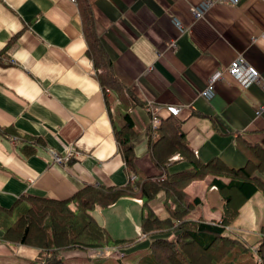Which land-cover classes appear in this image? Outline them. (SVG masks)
Returning a JSON list of instances; mask_svg holds the SVG:
<instances>
[{"label":"crops","instance_id":"0c3cea01","mask_svg":"<svg viewBox=\"0 0 264 264\" xmlns=\"http://www.w3.org/2000/svg\"><path fill=\"white\" fill-rule=\"evenodd\" d=\"M88 1L115 74L140 100L131 110L140 172L161 174L150 156L147 129L153 115L159 122L174 116L200 160L251 165L249 176L264 180V0ZM206 1L211 3L204 15L195 16L191 9ZM237 56L260 74L245 88L226 70ZM95 71L77 0H0V206L8 208L24 195L64 199L86 184L122 186L134 179L113 129V121H123V108L112 102L108 110ZM210 76L217 77L215 91L205 97L201 89ZM151 105H158L156 114ZM168 106L180 108L171 113ZM189 165L175 151L168 170ZM213 176L185 187L200 198L189 218L221 219L223 197ZM164 197L159 191L149 201L163 217ZM141 202L125 195L92 214L113 237L133 236L140 231ZM262 223L264 194L257 189L224 233L264 249ZM2 233L0 228V264H26L38 256V247L2 239ZM155 236L127 248H100L106 255L119 253L109 257L110 264H120L114 260L119 256L124 264H138L134 253ZM94 249L99 248L60 254L66 264H93L102 257L91 255Z\"/></svg>","mask_w":264,"mask_h":264},{"label":"trees","instance_id":"16d2710c","mask_svg":"<svg viewBox=\"0 0 264 264\" xmlns=\"http://www.w3.org/2000/svg\"><path fill=\"white\" fill-rule=\"evenodd\" d=\"M77 1L88 51L107 108L110 111L112 102L123 108L122 123L117 125L113 121L114 135L127 172L137 177H130L122 186L86 184L64 199L20 196L12 206H0L2 239L39 248L38 256L26 264H66L60 254L63 249L88 250L103 246L121 249L154 234L156 236L151 239L147 249L134 253L138 264H264V249L253 250L238 238L224 233L244 199L257 189L264 194V180L249 176L253 169L251 165L234 168L217 158L206 162L200 160L189 146L180 128V120L174 116L167 118L166 122L160 119L154 127L149 124L147 137L150 156L162 172L158 175L142 174L135 161L134 138L138 128L131 114L134 103L140 100L115 74L113 60L96 30L89 1ZM163 142L168 143L167 149L163 148ZM175 151L190 165L171 172L168 162ZM209 174L214 175L213 181L223 197L221 219L189 218L187 214L200 202V198L191 197L185 187L192 180ZM223 177H229V181L225 182ZM159 191L165 193L164 217L155 213L149 203ZM125 195L142 198L140 231L133 236L113 237L105 226L96 221L92 210L108 206ZM260 233L261 240H264V223L260 226ZM98 256L102 257L95 259L93 264H110L109 257L118 255L102 253ZM119 258L115 257L114 260L124 264Z\"/></svg>","mask_w":264,"mask_h":264},{"label":"built area","instance_id":"2783aa9c","mask_svg":"<svg viewBox=\"0 0 264 264\" xmlns=\"http://www.w3.org/2000/svg\"><path fill=\"white\" fill-rule=\"evenodd\" d=\"M232 3H237L239 0H229ZM211 2L206 1L202 4L201 7H193L191 10L195 16H201L204 15V12L208 9L209 4ZM171 44L175 47L176 43L174 40L171 41ZM226 70L229 72V74L236 80V82L242 86V87H248L253 82H255L260 74L259 71L252 65L246 62V60L242 56H237L227 66ZM216 76H210L208 79L207 84L203 89H201V94L205 97H211L214 94L215 91V85L214 82L216 80ZM151 105L152 111L156 114L158 105ZM168 110L171 113H177L179 111L180 107L177 106H168ZM158 121V117L156 115L152 116V124L156 125ZM73 153L72 150L68 152L67 155H71ZM60 159V157H58ZM118 252V251H116ZM94 255L102 254L104 253L103 248L94 249L92 252ZM111 254H119V253H111Z\"/></svg>","mask_w":264,"mask_h":264},{"label":"rangeland","instance_id":"374dc122","mask_svg":"<svg viewBox=\"0 0 264 264\" xmlns=\"http://www.w3.org/2000/svg\"><path fill=\"white\" fill-rule=\"evenodd\" d=\"M173 40V39H172ZM172 40H170V42H169V45L171 46V47H174L172 44H171V41ZM175 42V41H174ZM134 178H135V176H134Z\"/></svg>","mask_w":264,"mask_h":264}]
</instances>
